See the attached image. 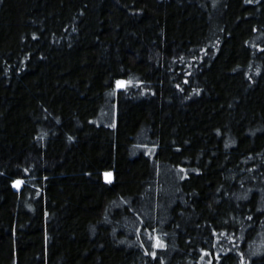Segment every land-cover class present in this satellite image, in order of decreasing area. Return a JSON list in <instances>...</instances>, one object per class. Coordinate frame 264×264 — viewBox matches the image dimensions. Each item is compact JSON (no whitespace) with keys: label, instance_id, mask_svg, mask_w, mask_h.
Listing matches in <instances>:
<instances>
[{"label":"trees","instance_id":"trees-1","mask_svg":"<svg viewBox=\"0 0 264 264\" xmlns=\"http://www.w3.org/2000/svg\"><path fill=\"white\" fill-rule=\"evenodd\" d=\"M0 264H264V0H0Z\"/></svg>","mask_w":264,"mask_h":264},{"label":"snow or ice","instance_id":"snow-or-ice-1","mask_svg":"<svg viewBox=\"0 0 264 264\" xmlns=\"http://www.w3.org/2000/svg\"><path fill=\"white\" fill-rule=\"evenodd\" d=\"M115 86H116L117 90H120V89H125L129 86H134V85H132L130 81L125 82L123 80H117ZM108 175H110V174H108ZM22 183H23V181L17 180L14 182L13 187H19ZM151 239L154 241L153 247H155V248H163L164 247V244L161 242L159 237H151ZM146 254H151L153 257H155L154 252H152V253L146 252Z\"/></svg>","mask_w":264,"mask_h":264},{"label":"rangeland","instance_id":"rangeland-1","mask_svg":"<svg viewBox=\"0 0 264 264\" xmlns=\"http://www.w3.org/2000/svg\"><path fill=\"white\" fill-rule=\"evenodd\" d=\"M106 179H112V175L105 174Z\"/></svg>","mask_w":264,"mask_h":264}]
</instances>
